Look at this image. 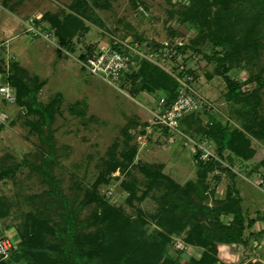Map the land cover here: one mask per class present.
<instances>
[{
    "label": "rangeland",
    "instance_id": "obj_1",
    "mask_svg": "<svg viewBox=\"0 0 264 264\" xmlns=\"http://www.w3.org/2000/svg\"><path fill=\"white\" fill-rule=\"evenodd\" d=\"M75 1L0 0L7 17L15 22L14 26L6 24L5 38L11 40L16 36L0 47L4 65H10V61L18 63L25 71L22 79L27 84L28 80L30 85L33 83V77L46 80L30 100V109L6 103L0 94V212L3 213L0 239L14 247L29 213L38 216L40 223L60 232L66 228L64 215L72 213L74 226H77L75 232L84 236L95 228L104 231L109 224L105 215H113L115 211L118 222L132 226L127 240L130 247L137 249L145 245L150 250L153 244H158L173 255L175 264L198 260L204 249L185 243L190 220L183 222V230L180 223L181 229L177 232L170 230L172 225L162 219V211L173 203L167 193L168 180L183 186L199 179L192 160L193 148L187 142L189 137L182 140L177 135H162L150 113L160 94L136 92L141 76L133 87L127 76L139 71L143 60L173 78L190 77L193 89L212 104L211 112L219 114L223 121L229 109L238 107L224 100L225 85L221 76L212 74L209 80L205 77L213 68L201 53L174 51V46L189 43L195 35L190 24H180L173 19L167 21L166 11L177 8L176 5L170 6L167 0H84L85 6L75 13L71 11ZM132 1L137 9L132 7ZM171 2L185 4L187 1ZM66 14L78 16L87 30L77 31L69 46L60 49L51 24L55 18L62 21ZM258 21L256 36L260 37L261 46L254 57L246 56L248 60L234 64L228 76L243 84L251 74L260 75L258 81L244 84L242 91L249 94L256 90L251 101L258 103L256 113L261 119L264 118V18ZM31 24L39 27L37 30L42 33L32 36L26 32ZM172 29L178 34L171 35ZM134 35L141 38L133 42ZM110 40L132 41L138 45L119 78L112 82L90 75L81 67L80 58L89 50L110 46ZM55 96L60 101L52 109ZM42 107L51 116L42 117ZM249 108L245 106L253 116L254 111ZM199 116L200 126L208 127L207 117ZM126 129L138 147L133 163L138 160L161 164L162 173L169 179L145 176L135 168L127 171L120 166L112 167L113 163L108 165L111 161H121ZM243 132L256 152L245 162H235L233 183L242 199L244 219L251 223L243 235V245L216 243L212 264H264V166L254 171L264 159V140ZM214 176L219 177L217 182ZM233 183L225 174L213 171L202 183L196 184V191L190 192L189 198L193 203L201 200L211 206L214 200L224 197L226 187ZM207 188H213L211 196ZM51 189L54 192L44 195ZM65 201L70 204V211L62 209ZM231 219L232 216H220L224 224ZM173 223L179 224L178 221ZM46 232L48 245L53 247L57 239ZM159 234H167L168 240ZM54 251L51 249L48 253L55 254Z\"/></svg>",
    "mask_w": 264,
    "mask_h": 264
},
{
    "label": "trees",
    "instance_id": "obj_2",
    "mask_svg": "<svg viewBox=\"0 0 264 264\" xmlns=\"http://www.w3.org/2000/svg\"><path fill=\"white\" fill-rule=\"evenodd\" d=\"M186 1L185 4L180 2L172 3L171 0L166 1L172 7L177 6V8L166 11L167 21L173 19L180 24L188 23L195 31V35L190 39L189 43L174 46V51L188 54L201 53L202 57L212 64L213 68L212 73L207 72L205 77L209 80L212 74L221 76L225 85L224 100L229 104L237 105L238 108L228 110L226 121H223L219 114H213L211 110L193 113L184 116L179 121V127L191 137L207 141L217 156V160L196 163L198 181H188L181 186L179 183L169 179L168 175L162 173L163 166L161 164L141 163L138 160L133 163L138 147L126 129L123 140L124 145L120 152L121 161H111L108 165L111 166L113 163L112 167L120 166L127 171L135 168L140 170L145 176L150 174L152 177H167L169 179L167 182L169 185H167V193H170L173 203L168 209L162 211L164 212L162 219L172 225L169 227L170 230L177 232L181 229V224V230H183L184 221L190 220L188 225L191 224V226L187 230L185 243L204 250L198 260H191L188 264H212L215 261L214 254L217 252L216 243L243 245V235L247 226L251 223L249 219L246 221L243 216L242 199L233 183L236 178L233 166L236 161L245 162L251 159L256 152L250 143L251 140L247 138L243 131L249 133L252 138L264 140V118L260 119L259 114L256 113L258 110L256 108L259 106L258 103L251 101L255 97L256 90L249 94H245L242 91L244 84L258 81L260 75L251 74L249 79L241 84L233 81L228 76V72L234 64H239L242 60H248L246 56L254 57L257 48L261 46L260 37L258 38L256 34L258 33V20L260 17L264 18V0ZM131 5L134 8L137 7L135 1H132ZM84 6V0H76L71 11L77 13L79 8ZM81 14L84 17L86 16L85 12H81ZM64 16L62 21L55 18L53 19V25L51 24L57 46L60 49L69 46L77 31L87 30L85 24L78 16L72 14ZM170 33L171 35L178 34L175 29L170 30ZM140 38V36L134 35L131 40L136 42ZM110 42L112 41L110 40ZM87 53L89 54L91 51L89 50ZM87 53L81 55V60L85 57L83 55ZM22 76H25V71L19 67L18 63L10 61V65L5 66L0 60V86L1 82H4L12 89L15 98L13 104L26 106L30 109L29 104L32 102L30 100H33L32 97L44 86L46 80H39V78L33 77L31 80L33 83L30 85V81L28 80L27 84L26 80L22 79ZM139 76H141V81L137 86L136 92L158 93L160 94L159 97L164 98L165 106L170 105L174 101L179 91V84L171 75L142 60L139 71L127 76L132 83L131 87L134 86ZM58 101L55 96L52 99V107ZM251 102L255 104L251 105ZM246 105L250 107L249 111H254L253 116L245 109ZM42 108L44 114L42 113L41 115L46 118L49 112L44 107ZM52 109L55 108L53 107ZM199 115L207 117L208 127L203 129L200 126ZM160 132L162 135L166 134L165 129H160ZM131 140H133L132 144L129 143ZM259 166H264V159L258 162L254 171ZM108 170H110L109 167ZM213 171L225 174L232 180L233 184L227 186L224 197L220 200H214V204L211 206L201 203V200H199L200 203H193L189 198L190 192L196 191V184L202 183L207 174ZM218 178V176H214L216 182ZM54 185L52 183V187ZM207 190L210 196L214 192L213 188L210 190L207 188ZM52 192L54 191L51 189L44 195ZM168 194L167 196L169 197ZM65 203L62 209L66 210V212L70 211V204L68 201H65ZM49 206L52 207L50 203ZM45 208L46 204L42 210L44 211ZM2 214L0 212V216ZM115 214L116 212L113 211V215H105L104 218L109 221V224L103 229L104 231L95 228L91 233H85L83 236L81 233L75 232L77 226H74L75 223L73 221L75 220L72 213L64 215L63 219L66 223V228L61 232L47 227L45 223H40L37 219L38 216L36 217L29 213L19 232V242L14 247L10 246L8 258L0 260V264L176 263L173 255L166 253L164 247L158 244H153V248L150 250L145 245L141 246L145 249L130 247L127 240L132 226L129 223L118 222L119 218ZM220 216H232L231 222L222 223ZM175 221H178L179 224H174L173 222ZM97 222L99 221L95 223ZM202 222H206V224H201ZM175 227L178 229H175ZM46 231L49 232V236L51 235L53 239H57H55L56 245L53 247L48 245V237H45ZM45 232L46 234L44 235ZM159 235L163 239L168 240L167 234ZM50 248L55 250V254L48 253V250H51Z\"/></svg>",
    "mask_w": 264,
    "mask_h": 264
},
{
    "label": "built area",
    "instance_id": "obj_3",
    "mask_svg": "<svg viewBox=\"0 0 264 264\" xmlns=\"http://www.w3.org/2000/svg\"><path fill=\"white\" fill-rule=\"evenodd\" d=\"M38 28L31 24V26L28 25L26 32L31 33L32 36H38L42 33L40 30H37ZM43 36L45 38L48 37L44 32ZM137 48L138 45H134L132 42H112L110 46L93 50L91 53L85 55L84 59L81 60V67L88 71L90 75L99 76L108 82H112L119 78L126 67L129 56L135 54ZM174 78L179 84V91L174 101L168 106H165L163 97L160 96L156 100L153 110H150L153 123L159 129H165L166 134H171L172 137L177 135L182 137V140L189 137L187 142L193 148L192 160L195 164L217 160V156L207 141L193 138L179 127V121L184 116L209 111L212 108V104L208 103L193 89L190 77L175 76ZM0 94L4 102L14 103V93L8 85L4 84L0 86ZM259 182H262V180H259ZM9 248L10 243L7 240L0 239V260L8 258Z\"/></svg>",
    "mask_w": 264,
    "mask_h": 264
},
{
    "label": "crops",
    "instance_id": "obj_4",
    "mask_svg": "<svg viewBox=\"0 0 264 264\" xmlns=\"http://www.w3.org/2000/svg\"><path fill=\"white\" fill-rule=\"evenodd\" d=\"M6 24H9L10 26L11 25L14 26L15 22H13V20L10 17H7L4 9L2 8V6L0 4V47H4L6 45V43L10 40V39L7 40L5 38V34H6L5 26H6ZM15 38H16V36L12 39H15ZM1 54H3V53H0V60H2V62H4L3 59H1L2 58ZM3 64H5V63H3ZM4 69H5V67H4ZM10 246H13V244H10Z\"/></svg>",
    "mask_w": 264,
    "mask_h": 264
},
{
    "label": "water",
    "instance_id": "obj_5",
    "mask_svg": "<svg viewBox=\"0 0 264 264\" xmlns=\"http://www.w3.org/2000/svg\"><path fill=\"white\" fill-rule=\"evenodd\" d=\"M135 59H137V57H135Z\"/></svg>",
    "mask_w": 264,
    "mask_h": 264
}]
</instances>
